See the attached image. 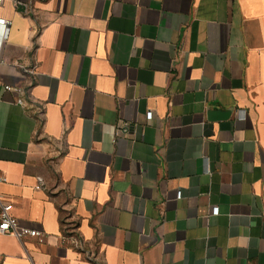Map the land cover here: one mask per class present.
Returning <instances> with one entry per match:
<instances>
[{
	"label": "crops",
	"instance_id": "obj_1",
	"mask_svg": "<svg viewBox=\"0 0 264 264\" xmlns=\"http://www.w3.org/2000/svg\"><path fill=\"white\" fill-rule=\"evenodd\" d=\"M0 17V193L45 235L0 234V264H264V0Z\"/></svg>",
	"mask_w": 264,
	"mask_h": 264
},
{
	"label": "built area",
	"instance_id": "obj_2",
	"mask_svg": "<svg viewBox=\"0 0 264 264\" xmlns=\"http://www.w3.org/2000/svg\"><path fill=\"white\" fill-rule=\"evenodd\" d=\"M4 0H0V6H2ZM12 21L10 19L0 17V53L3 45L8 39V34ZM7 89H10L9 87ZM21 103V100H19ZM152 112L147 113V119H152ZM129 132V127L124 126L116 131V135L127 134ZM209 171V169H208ZM6 182L5 176L0 172V183ZM37 189L41 188V185L36 186ZM13 204L6 200L5 197L0 193V234L11 235L19 240H24L26 238H33L38 241V243H43L45 240V235L39 230L31 229L28 227L21 226L18 219L13 215ZM212 213L215 215L218 213V208L214 207Z\"/></svg>",
	"mask_w": 264,
	"mask_h": 264
}]
</instances>
